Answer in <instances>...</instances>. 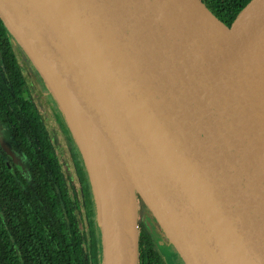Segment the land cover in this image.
<instances>
[{"label":"water","instance_id":"obj_1","mask_svg":"<svg viewBox=\"0 0 264 264\" xmlns=\"http://www.w3.org/2000/svg\"><path fill=\"white\" fill-rule=\"evenodd\" d=\"M85 161L101 264H138V199L184 264H264V0H0Z\"/></svg>","mask_w":264,"mask_h":264},{"label":"trees","instance_id":"obj_2","mask_svg":"<svg viewBox=\"0 0 264 264\" xmlns=\"http://www.w3.org/2000/svg\"><path fill=\"white\" fill-rule=\"evenodd\" d=\"M248 1L203 0L227 25ZM1 55L11 88L0 90V117L6 119L18 147L29 157L31 170L25 177L0 154V264H99V250L94 261L85 255L75 214L79 204L69 197L64 173L51 153L42 122L21 95L18 67L4 40ZM83 177L91 215L90 184L86 175Z\"/></svg>","mask_w":264,"mask_h":264},{"label":"rangeland","instance_id":"obj_3","mask_svg":"<svg viewBox=\"0 0 264 264\" xmlns=\"http://www.w3.org/2000/svg\"><path fill=\"white\" fill-rule=\"evenodd\" d=\"M12 47H13V53L15 56L19 59H25L23 50L16 44L14 40H12ZM23 70L22 75L23 79L26 82V86L29 88V90L32 92V100L35 102V105L39 107V109L42 112V115L44 119L46 120V123L48 124V127L50 129V133L52 135V144L53 148L56 151L59 159L65 163V166H67V169L64 168V176L66 179L67 187H68V193L70 199L74 202L77 201L80 205L79 208L75 210L76 219L78 221V227L82 235L83 240V246H84V252L87 258L91 261L92 258V251L93 249H97L100 247V251L102 249L101 245V239H100V229L98 225V217H97V204L96 201H93V196L91 192V188L89 190V196H91L92 200V209L93 214H89V209L86 207V205L83 204L84 202V195L82 192V187L79 181V173L76 174V170L78 167H75V162L79 163L80 168L85 169V161L81 157V154L79 152V148L76 144V142L73 139V136L71 135L72 141L69 140V138L65 135L61 128V124L57 120V117H53L50 113L48 114L47 105L42 102L40 94H38L37 86H40L43 82L41 80L42 78L39 75V78H37V71L32 65L25 64V62L22 64ZM27 65V66H25ZM0 76L3 78L6 76V73L3 70L1 59H0ZM36 86V87H35ZM43 87L47 90V92L52 96L51 92L46 88L43 82ZM55 101V99L53 98ZM55 104L57 105V102L55 101ZM59 109V108H58ZM61 115L62 112L59 110ZM63 116V115H62ZM64 119V117H63ZM65 121V120H64ZM66 123V122H65ZM67 125V124H66ZM70 132V131H69ZM0 138H3V136L0 134ZM79 153L76 158V153ZM18 158V155H16ZM20 163H24L22 159H18ZM86 171V169H85ZM86 177L88 178L87 172H85ZM81 176V175H80ZM89 181V179H88ZM138 220L141 221L144 228L152 235V238L154 239V243L157 245H161V247L166 246V242L168 243L167 238L165 237L164 233L156 223L155 219L152 217L146 206L142 203V201L139 200L138 202ZM91 219H93V224L91 222ZM101 264V252H100V262Z\"/></svg>","mask_w":264,"mask_h":264},{"label":"flooded vegetation","instance_id":"obj_4","mask_svg":"<svg viewBox=\"0 0 264 264\" xmlns=\"http://www.w3.org/2000/svg\"><path fill=\"white\" fill-rule=\"evenodd\" d=\"M3 27H5V26L3 25V23L0 19V59H1V64H2L3 70L6 73V76L4 78L2 76H0V90L11 88L10 81H9V78L7 75V71L3 65V58L1 55V44H2V40H4L10 46L12 57H14L16 64H17V67H18L20 82H22L21 83L22 85H20V89L22 91L21 95L23 96V98L25 100H27L31 104L33 113L42 122L43 127H44V131H45L46 136L48 137L49 142H50L51 153H52L55 161L57 162V164L60 166L62 173H64L63 170H64V168L67 169V166H65V163H63L59 159L56 151L54 150L53 144H52V135L50 133V129L48 127V124L46 123V120L44 119L41 110L39 109V107H37L35 105V102L32 100L33 94L29 90V88L26 86V82L23 79V75H22L23 65L22 64L25 62V64L30 65L32 67L31 62L29 61V59L27 58L25 53H24L25 59H22V60L15 56V54L13 53V47H12L13 38L5 28L3 31ZM27 65H25V66H27ZM37 78H39L38 73H37ZM36 89L38 91V94H40L39 96H41L42 102L44 103V105L45 104L47 105L48 114L50 113L53 117L58 118L57 120L61 124V128H62L63 132L69 138V140L71 142H73L71 135L69 133V130L67 128V125L63 119V116L61 115V113L58 109V106L55 104V101L53 100L52 96L43 87V82L40 86H37ZM0 134L3 136V138H0V154L5 157V161L8 162V164H10V167H12L13 169H17L25 177H29L30 170H31V166H30L31 161H30L29 157L23 151H21V149L18 147V143L14 139L13 133L10 129V126H8L6 119L2 120L1 117H0ZM40 150L42 151V148ZM75 153H76V158H77V155H79V153H77V152H75ZM41 154H42V156H44L45 151H42ZM16 155H18V158L16 157ZM19 158L22 159V161L24 163H20V161L18 160ZM74 162H75V167H78V169L76 170V174L78 175V173H79L78 177H80L79 181H80V184L82 187V192L84 195L83 204L86 205V202H85L86 192L84 191V186H83L85 184V181H83V178H85V177H83V176H85V175H82L83 171H84V173L86 171H85V169L80 168L79 163H77L76 161H74ZM64 178H65V176H64ZM89 190H90V187H89ZM88 195H89V193H88ZM138 202H139V199H138ZM138 206H139V204H138ZM86 207H87V205H86ZM141 235H143V238L140 239ZM141 240H142V242H141ZM97 250H99V252L96 255H98L99 262H100V252H101L100 247H98L97 249L96 248L93 249V251L91 253V255H92L91 261L92 260L94 261V254ZM138 264H184V262L181 259V257L179 256V254L177 253V251L175 250V248L170 243L167 244V242H166L165 247H161V245L155 244L154 239L152 238V235H150V233L144 228L141 221L138 220Z\"/></svg>","mask_w":264,"mask_h":264}]
</instances>
